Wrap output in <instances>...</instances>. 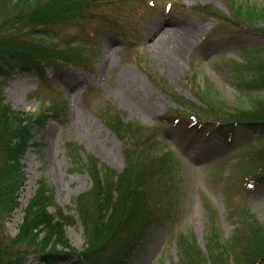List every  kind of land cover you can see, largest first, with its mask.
<instances>
[{
  "label": "rangeland",
  "instance_id": "374dc122",
  "mask_svg": "<svg viewBox=\"0 0 264 264\" xmlns=\"http://www.w3.org/2000/svg\"><path fill=\"white\" fill-rule=\"evenodd\" d=\"M249 13L254 28L239 30ZM262 28L264 0H90L84 17L59 31L91 49L88 68L48 66L43 76L15 68L0 75V89L18 111L37 113L56 94L69 106L60 119L32 129L21 159L27 179L18 208L2 222V247L18 234L40 179L54 193L51 210L76 215V199L93 187L89 156L117 176L124 172L126 152L137 142L118 134L115 119L140 125L144 137L154 131L160 152L170 154L179 171L170 214L151 227L130 264H180L179 237L188 231L208 258L211 245L229 246L237 231L245 232L243 209L264 224V177L262 170L250 173L259 164H249L264 148V135L217 129L214 109L250 110L264 100L263 91L240 85L233 69L251 49L264 51ZM66 234L74 249L85 250L81 224L68 226ZM28 259L40 262L38 255Z\"/></svg>",
  "mask_w": 264,
  "mask_h": 264
},
{
  "label": "trees",
  "instance_id": "16d2710c",
  "mask_svg": "<svg viewBox=\"0 0 264 264\" xmlns=\"http://www.w3.org/2000/svg\"><path fill=\"white\" fill-rule=\"evenodd\" d=\"M89 1L0 0V75L15 68L36 71L41 76L48 66L59 69L74 64L88 68L93 57L91 49L81 46L77 39L61 37L59 31L84 17ZM251 19V14H247L245 24L240 21L237 27L241 30L250 29L246 26L254 28ZM257 33L264 36V29ZM256 50L245 53L246 62H235L233 69L240 85L264 92V51ZM68 108L64 96L56 94L53 102L43 103L37 113L18 111L0 89V233L2 222L19 206V195L27 179L21 159L32 129L46 125L51 118L60 119ZM214 109L215 116L220 117L217 129L225 132L227 128L234 131L243 127L264 134V100L250 110H229L225 105L214 106ZM110 111L107 109L112 113ZM191 116L202 123L198 116ZM113 123L117 125L118 134L137 142L126 152L124 172L117 176L106 164L89 156L86 168L93 179V187L76 199V215L67 214L62 208L52 211L56 205L54 193L47 180L40 179L16 237L2 247L4 240L0 235V264H26L28 258L35 255L39 256V264H59L74 259L78 264H130L131 255L151 227L170 214L167 202L175 197L173 192L179 190V171L172 164V156L160 152L154 131L149 130L144 137L140 125L126 126L122 122L118 125L117 119ZM135 147L139 149L136 148L137 152ZM249 164H259L254 171L250 169V173L262 170L264 177V148ZM239 216L245 232L239 234L237 231L229 246L220 247L218 242L217 247L211 249V245L208 258L198 248L192 232L180 235V264H257L264 261V224L246 209ZM74 224L84 228L87 246L83 252L71 246L66 234V228Z\"/></svg>",
  "mask_w": 264,
  "mask_h": 264
}]
</instances>
